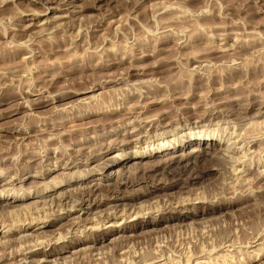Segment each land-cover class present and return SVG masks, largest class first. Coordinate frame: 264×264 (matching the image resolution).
<instances>
[{
	"label": "rangeland",
	"instance_id": "rangeland-1",
	"mask_svg": "<svg viewBox=\"0 0 264 264\" xmlns=\"http://www.w3.org/2000/svg\"><path fill=\"white\" fill-rule=\"evenodd\" d=\"M82 1L68 0L62 5L59 0H0V256H5L0 264H141L147 255L145 259L151 257L153 264H185L189 257L197 258L196 263L264 264V233L258 234L264 228V178L247 185L237 180L238 173L246 172L249 179L254 178L264 165V0H109L86 10H82ZM39 5L49 7L47 12ZM25 6L44 11L34 16ZM29 24L36 26L28 31ZM29 33L40 44L55 33L58 38L75 37L74 44L81 46L77 54L83 59L71 60L73 50L66 59L61 54L60 59L57 54L10 56L14 49L10 41L29 44ZM101 34L103 39L108 36L102 45ZM90 41L98 43L95 50L94 44L89 48L94 54L89 53L94 56L89 58L84 45ZM89 86H95L94 90L72 94L88 91ZM154 88L160 92L139 99L148 104L146 111L134 110L140 115L139 124L132 114H123L125 110L91 113L98 111L91 104L107 92L112 96ZM134 97L126 107L135 104L138 99ZM109 115L112 120L106 118ZM125 118H130L126 127H120ZM157 123L167 126L156 131ZM136 127L142 129L141 134L133 136L134 140L126 137ZM67 130L72 134L67 136ZM136 137L142 138L140 144ZM126 138L132 143L125 145ZM198 139H205L204 145L195 146ZM143 141L153 148L168 142L186 146L172 154L136 159L137 152L147 146ZM251 141H255L252 147ZM45 149L50 152L49 160H45ZM91 149L102 155L98 157L104 164L97 160L88 167L65 168L64 158L83 160ZM192 149L197 151L191 154ZM199 150H209L214 157L198 155ZM115 155H121L119 161L114 160L121 166L111 167L108 159ZM181 155L187 156L185 162L175 161L187 166L179 178L165 175L161 167L143 170L145 163ZM215 165H221L222 172L206 170ZM197 171L203 172L202 177L188 181ZM131 172L137 174L130 177L135 183L120 185ZM156 179L175 184L163 193L152 191ZM184 199L201 210L213 208L204 219H181L176 216L181 207L174 203ZM170 206L176 210L169 211ZM156 210L159 215L154 214ZM188 210L193 212L190 206ZM32 219H44L46 224L27 229ZM4 243L10 244L6 248Z\"/></svg>",
	"mask_w": 264,
	"mask_h": 264
},
{
	"label": "bare ground",
	"instance_id": "bare-ground-1",
	"mask_svg": "<svg viewBox=\"0 0 264 264\" xmlns=\"http://www.w3.org/2000/svg\"><path fill=\"white\" fill-rule=\"evenodd\" d=\"M49 1H51V0H49ZM76 1V0H75ZM84 1V0H83ZM82 1V2H83ZM111 2H112V0H110ZM59 2H61V4L62 5H65L67 2H68V0H59ZM103 3V2H108V3H110L109 2V0H85V3L83 4V6H82V10H86V9H95L96 7H97V4L98 3ZM114 2V1H113ZM69 3V2H68ZM37 4V3H36ZM19 5V4H18ZM33 5V4H32ZM35 5V4H34ZM31 6V5H30ZM40 6V5H39ZM38 6V7H39ZM61 6V5H60ZM25 7H27V6H25ZM24 7V11L26 10V8ZM29 7V6H28ZM27 7V8H28ZM35 7V6H34ZM41 7V6H40ZM39 7V11H40V9L41 8H44V10H42V11H44V12H47L46 10L49 8L48 6V8H46V7H41L40 8ZM23 8V7H22ZM31 8H33V6L31 7ZM31 8H28V9H30L31 10ZM35 9V8H34ZM36 9H37V7H36ZM81 10V11H82ZM28 10H26V12H27ZM31 11H33V10H31ZM37 12H39L38 10H36ZM36 11H33V12H31L30 14H32V15H34V16H37V14L38 13H36ZM41 11V12H42ZM19 12H21L20 10H19ZM26 12H24V13H26ZM44 12H42V13H44ZM22 13V12H21ZM29 13V12H28ZM40 13V12H39ZM14 14V13H13ZM12 16V15H11ZM19 16V15H18ZM32 17V16H31ZM10 18V17H9ZM68 18H70V17H68ZM21 20V19H20ZM24 20V19H23ZM22 20V21H23ZM37 22V21H36ZM35 22V23H36ZM30 26H28V25H26L25 27V29H27L28 31L32 28V27H34V26H36V24L34 25H31V24H29ZM73 25V24H72ZM49 28H50V26H48ZM68 27H69V25H68ZM42 28H45V31H47L48 29H47V26L46 27H43L42 26ZM54 28V27H53ZM56 28V27H55ZM20 30L22 29V28H19ZM19 29H17V30H19ZM57 29V28H56ZM60 29V28H59ZM58 29V30H59ZM63 29H64V31H65V28H64V26H63ZM15 30V29H14ZM22 30H24V29H22ZM53 30H55V29H53ZM51 28H50V30L49 31H53ZM61 30H62V28H61ZM33 31V30H32ZM32 31H31V34H32ZM43 32H44V29L42 30ZM98 31V30H97ZM107 32H108V30H106ZM106 31H104L103 30V34L105 35V33L107 34V32ZM19 32V31H18ZM41 31L39 30V34L41 35V33H40ZM48 32V31H47ZM54 32V31H53ZM17 33V32H16ZM15 33V34H16ZM23 33H25V32H23ZM45 33V32H44ZM60 33V32H59ZM58 33V34H59ZM1 34V33H0ZM19 34V33H18ZM20 34H21V36H23V34L21 33V31H20ZM27 34V33H26ZM49 34H50V32H49ZM56 34V33H55ZM55 34H54V37L50 40L49 39V37H48V39L49 40H44V41H46V43H44V44H42V40H40L41 41V44H40V42H38V40H37V42H36V40L35 39H33V41L31 40L33 37H32V35L30 36V33H29V37L28 38H30V37H32V38H30L29 40H26V41H29V44L27 43H23V42H21V41H19V40H17V39H13V41H10V42H13V46H14V49H12L13 51H9V53L6 51V54L8 53V54H10V56H17V55H22V57L25 55V58H26V55H29L30 57H37V56H44V57H49V56H51L52 57V55H55V54H57V57L59 58V55L58 54H61V56H60V58H65L66 59V57H64V56H66V55H68L69 54V56H71V53H69L70 51H72L73 50V52H72V58L71 57H69V58H71V60L73 59L74 60V58H82L83 57V55L82 56H80V54H77L78 53V49H77V47H79V46H77L76 44H80L79 42H76V44H74V41L76 40V38H75V40H74V38L72 37V39L73 40H71V39H68L69 37H63V35H62V37L61 36H59L60 38H58V36L57 37H55ZM103 34H101L102 35V39H103V37H104V35ZM33 35H34V37L36 36L34 33H33ZM51 35V34H50ZM66 35V34H65ZM17 36V35H16ZM16 36H13V37H16ZM21 36H18L19 38L21 37ZM38 36V35H37ZM96 36V35H95ZM114 36H115V34L113 35V38H114ZM2 37H3V35H2ZM5 37V36H4ZM26 37V36H25ZM70 37V38H71ZM98 37V36H97ZM100 37V36H99ZM106 37V36H105ZM108 37V36H107ZM106 37V38H107ZM91 38V37H90ZM92 38H93V36H92ZM95 38V37H94ZM101 38V37H100ZM106 38H104L102 41L99 39V42L101 41L102 43H100L101 45L103 44V42H104V40L106 41ZM4 39V38H3ZM12 38L10 37V40H11ZM23 39H24V37H23ZM38 39V38H37ZM97 39V38H96ZM97 39V40H98ZM108 39V38H107ZM80 40V39H79ZM89 39H87V41H88ZM109 40H111V39H109ZM114 40V39H113ZM25 41V42H26ZM77 41V40H76ZM84 42H86V40L84 41ZM93 42V41H92ZM94 42H95V40H94ZM94 42L93 43H91V41H90V44L89 43H86L85 45H84V47H85V50H86V52L88 53H86L87 55H89V58L91 57V56H93L94 54L92 53V50L91 51H88V50H90L89 48H91L92 47V45L94 44ZM108 42V41H107ZM111 42V41H110ZM117 42V41H116ZM7 43H8V41H7ZM39 43V44H38ZM97 41H96V45H97ZM81 44L83 45L84 43H82L81 42ZM95 44H94V50H95V48H97V47H95ZM131 44H129V46H130ZM90 46V47H89ZM117 46H120V45H117ZM116 45H115V47H117ZM139 46V45H138ZM137 46V47H138ZM12 47V46H11ZM81 47V46H80ZM79 47V51H81V48ZM83 47V46H82ZM98 47H99V44H98ZM102 47V46H101ZM115 47H113V48H115ZM122 47V46H121ZM128 47V46H127ZM131 47V46H130ZM133 47V46H132ZM131 47V48H132ZM112 48V47H111ZM125 48V47H124ZM124 48H120V49H124ZM131 48H128V49H131ZM140 48V47H139ZM99 49H101V50H103L102 48H100L99 47ZM105 49V48H104ZM127 49V48H126ZM138 49V48H137ZM136 49V50H137ZM100 50V51H101ZM109 49H107V51H108ZM112 50V49H111ZM116 50V49H115ZM134 50H135V48H134ZM134 50H133V53H135L134 52ZM83 51H84V49H83ZM82 51V52H83ZM104 51V50H103ZM106 51V50H105ZM104 51V52H105ZM113 51V50H112ZM121 51V50H120ZM119 51V52H120ZM127 51V50H126ZM81 52V53H82ZM104 52H102L103 54H104ZM113 52H115V51H113ZM112 52V53H113ZM117 52V51H116ZM123 52H125L124 50H123ZM122 52V53H123ZM137 52V51H136ZM89 53H92L93 55H91L90 56V54ZM94 53H96L95 51H94ZM99 53V52H98ZM102 53H100V55L102 54ZM127 53V52H126ZM130 53V52H129ZM129 53H127L128 55H130ZM132 53V54H133ZM38 54V55H37ZM82 54H85V52L84 53H82ZM106 54V53H105ZM109 54V53H108ZM111 54V53H110ZM117 54H118V52H117ZM121 54V53H120ZM119 54V55H120ZM5 55V54H4ZM113 55H114V53H113ZM112 55V56H113ZM123 55V58L125 57V54L123 53L122 54ZM122 55H120V56H122ZM134 55V54H133ZM7 56V55H6ZM9 56V58H11ZM63 56V57H62ZM97 56H99L97 53H96V57ZM101 56H103V55H101ZM116 56V55H115ZM144 56V55H143ZM5 57V56H4ZM8 57V56H7ZM28 57V56H27ZM57 57H55L56 59H58ZM87 57V56H86ZM94 57V56H93ZM95 57V58H96ZM108 57V56H107ZM133 57V56H132ZM6 58V57H5ZM54 58V57H53ZM59 58V59H60ZM85 58V57H84ZM103 58V57H102ZM112 58V57H111ZM118 58H119V56H118ZM131 58V57H130ZM136 58V57H135ZM20 59V58H19ZM38 59V58H37ZM43 59V58H42ZM46 59H48V58H46ZM83 59V58H82ZM94 59V58H93ZM98 59H99V57H98ZM122 58H120V60H121ZM23 60V59H22ZM34 60V59H33ZM69 60V59H68ZM80 60V59H79ZM89 60V59H88ZM99 60H101V59H99ZM103 60V59H102ZM125 60V59H124ZM134 60V59H133ZM96 85V84H95ZM90 86H92V85H90ZM89 86V87H90ZM95 87V86H94ZM94 87H90V89L87 91V90H83V91H79L80 93H76V92H73L72 94H84V93H86V92H90L91 90H94ZM92 88V89H91ZM158 88V87H157ZM157 88H154V89H152V90H145V91H130V92H120V94L119 95H117V92L115 93V92H113V93H115V95L113 94L112 96H110L109 94L107 95V93L105 94V95H103V96H101V99H98L96 102H94V104H91V107L94 109H97L98 111H90L91 110V108H90V112L91 113H113V112H116V111H118V110H125V112L123 113V111H122V113L123 114H128L129 113V115H131L132 114V116H135L134 117V121L135 122H137V124H139V122L138 121H140L139 120V117H140V115H139V113H137V112H134V110H136V109H145L144 108V106L145 105H143V103H146V102H139L140 100L139 99H143V98H146V97H144V96H147V95H151V96H153V94L155 93V92H157V91H159L160 89H157ZM87 89V88H86ZM164 90V89H163ZM70 92V91H69ZM160 92V91H159ZM164 92V91H163ZM168 92V91H167ZM66 93V92H65ZM158 93V92H157ZM173 93V92H172ZM59 94V93H58ZM67 94V93H66ZM111 94V93H110ZM161 94H163V93H161ZM165 94H167L166 92H165ZM168 94H169V92H168ZM171 94V93H170ZM64 95V94H63ZM68 95V94H67ZM94 95V94H93ZM94 96H96V95H94ZM134 96H136L137 98H135ZM150 96V97H151ZM159 96H160V94H159ZM165 96H167V95H165ZM169 96V95H168ZM57 97V96H56ZM62 97V96H61ZM132 97H134L135 99H138L136 102H135V104L134 103H131V104H133V105H128V107H126L127 105H126V103L127 102H129L130 101V99H132ZM148 97V96H147ZM173 97V96H172ZM49 98V97H48ZM88 98H90V97H88ZM96 98V97H95ZM95 98L93 99V100H95ZM154 98V97H153ZM161 98V97H160ZM174 98H176V97H174ZM173 98V99H174ZM92 99V98H91ZM165 99H167L166 97H165ZM161 100H164V99H162L161 98ZM169 101H170V99H169ZM152 102V101H151ZM153 102H155V101H153ZM159 102V101H158ZM160 102H163V101H160ZM159 102V103H160ZM165 102H168V100L167 101H165ZM129 104V103H128ZM151 104V103H150ZM164 104V103H163ZM148 105V104H147ZM146 105V106H147ZM145 106V107H146ZM101 109V110H100ZM129 112H128V111ZM127 111V112H126ZM138 111H140V110H138ZM142 111V110H141ZM145 111H146V109H145ZM88 112V111H87ZM89 112V113H90ZM144 112V111H143ZM82 113V112H81ZM80 113V114H81ZM84 113H86V112H84ZM90 113V114H91ZM206 113H208V112H206ZM83 114V113H82ZM221 114V113H220ZM107 115V114H106ZM115 115H118V114H115ZM121 115V116H120ZM76 116V115H75ZM82 116V115H81ZM119 116L120 117H122V114H119ZM124 116V115H123ZM207 116V115H206ZM77 118H78V114H77V116H76ZM112 117V116H111ZM115 117V116H114ZM113 117V118H114ZM119 117V118H120ZM125 117V116H124ZM167 117V116H166ZM102 118V120L104 119L103 117H101ZM101 118H100V120H101ZM106 118H110V115H109V117H106ZM116 118H118V117H116ZM123 118V117H122ZM130 118H132V117H130ZM130 118H128V119H126L124 122H122L121 123V125H120V127L123 125L124 127H126V124H127V121L130 119ZM148 118V117H147ZM162 118V117H161ZM78 119H81V118H78ZM115 119V118H114ZM143 119V118H142ZM145 119V118H144ZM143 119V120H144ZM150 119H152V118H150ZM162 119H164V118H162ZM170 119H172V118H170ZM174 119H176V118H174ZM201 119H203V117L202 118H200V120ZM73 120V119H72ZM106 120L107 119H105V122H106ZM109 120V119H108ZM110 120H112L111 118H110ZM121 120V119H120ZM119 120V121H120ZM149 120V119H148ZM148 120L146 119V120H144V121H147L148 122ZM167 120V119H166ZM97 121H99L98 119H97ZM117 121H118V119H117ZM116 120H115V122H117ZM122 121V120H121ZM142 121V120H141ZM163 121V120H162ZM161 121V122H162ZM164 121H165V119H164ZM163 121V122H164ZM101 122H103V121H101ZM104 122V123H105ZM114 122V123H115ZM133 122V121H132ZM131 122V123H132ZM134 122V123H135ZM150 122V121H149ZM151 122H154V121H152L151 120ZM159 122V121H158ZM161 122H159V123H161ZM65 123V122H64ZM99 123V122H98ZM103 123V124H104ZM109 123H111V121H109ZM112 123H113V121H112ZM119 123V122H118ZM142 123V122H141ZM94 124H95V122H94ZM97 124V123H96ZM103 124H101V125H103ZM152 124V123H151ZM158 124V123H157ZM133 125V124H132ZM146 125V124H145ZM153 125L154 124H152V126H151V128H153ZM93 126V125H92ZM96 126V125H95ZM98 126V125H97ZM107 126V125H106ZM106 126H103V127H106ZM112 126V125H111ZM114 126V125H113ZM128 126V125H127ZM135 126V125H134ZM137 126V125H136ZM140 127L142 126V124L141 125H139ZM159 128L157 129L156 127V131H159V129H162L164 126H167V125H163V124H158L157 125ZM212 126V125H211ZM74 127V126H73ZM86 127V126H85ZM89 127H90V125H89ZM94 127V126H93ZM93 127H92V130H93ZM102 127V128H103ZM119 127V126H118ZM145 127V126H144ZM148 127H150V126H148ZM79 128V127H78ZM83 128V127H82ZM114 128V127H113ZM123 128V127H122ZM69 129H71V128H69ZM77 129V128H76ZM87 129V128H86ZM99 129V128H98ZM98 129H96V130H98ZM73 130V129H72ZM80 130H81V127H80ZM79 129L77 130V131H80ZM95 130V129H94ZM93 130V131H94ZM104 130V129H103ZM125 130V129H124ZM154 130V129H153ZM85 131V130H84ZM141 131H142V129L141 128H137L136 127V129H133V130H131V132H124L125 134H126V137H132L131 139H133V136H135V135H139V134H141ZM145 131V130H144ZM146 131H148V129L146 130ZM155 131V130H154ZM64 132H66V131H64ZM75 132V131H74ZM92 132V131H91ZM104 132H106V131H104ZM149 132H150V130H149ZM149 132H146L145 134H147V133H149ZM76 133V132H75ZM78 133V132H77ZM80 133V132H79ZM85 133V132H84ZM83 133V134H84ZM107 133V132H106ZM109 133V132H108ZM68 134H72L71 133V131L70 132H68V130H67V132H66V135L68 136ZM116 134V133H115ZM63 135H64V133H63ZM149 135V134H148ZM148 135H146L145 136V138H147L148 137ZM207 136L209 135V134H206ZM95 136V135H94ZM101 136V135H100ZM109 136V135H108ZM124 136V135H123ZM141 136V135H140ZM212 136H213V134H212ZM214 137V136H213ZM225 137V136H224ZM261 137V136H260ZM86 137H84V139H85ZM99 138V137H98ZM103 138V137H102ZM123 138V137H122ZM135 138V137H134ZM142 138H143V136H142ZM142 138H140L139 139V137H136V139H135V142L138 144H140L141 142H142ZM83 139V138H82ZM81 139V140H82ZM88 139V138H87ZM117 139V138H116ZM124 139V138H123ZM127 139V138H126ZM125 139V140H126ZM144 139V138H143ZM261 139V138H260ZM263 139V138H262ZM109 141H107V142H109V143H111L110 142V139H108ZM113 140V139H112ZM115 140V139H114ZM128 140V139H127ZM126 140V141H127ZM134 140V139H133ZM205 139H198V142L197 143H195V146H202V145H204L202 142L204 141ZM99 141V140H98ZM106 141V140H105ZM118 141V140H117ZM122 141V140H121ZM209 141H210V146H211V144H212V139H209ZM237 141V140H236ZM80 142V141H79ZM113 142L114 141H112V144H113ZM119 142H120V140H119ZM81 143V142H80ZM97 143V142H96ZM109 143H108V145H109ZM116 144H118L117 142H115ZM123 143H124V141H123ZM130 143H132V140L131 141H127V142H125L124 144L125 145H129ZM134 143V142H133ZM185 143H190V142H185ZM250 143V147H252L254 144H255V141H251V142H249ZM97 144H99V143H97ZM103 144V146H104V142L102 143ZM112 144H110L109 146H111ZM115 144V145H116ZM143 144H146L147 146L146 147H144L143 148V151H139V152H137L138 154H140V156H138V157H135L136 159L137 158H150V157H157V156H162V155H167V154H172V153H174L175 151H178V150H182L183 148H184V146H186L185 144H183V145H174V146H171V144H169V142L168 143H165V144H161V145H157V147H155V148H153V146L151 145V143H149V142H145V141H143ZM101 145V144H100ZM99 145V146H100ZM107 145V144H106ZM108 145L107 146H105V147H108ZM148 145H150L149 146V148H148ZM205 145H207V144H205ZM133 146V145H132ZM232 146V145H231ZM98 147V145L96 146V144H95V148L96 149H98L97 148ZM136 147V146H135ZM92 148V147H91ZM93 148H94V146H93ZM92 148V149H93ZM100 148V147H99ZM109 148V147H108ZM146 148H148V150H145ZM161 148H163V149H161ZM188 148V147H187ZM92 149L90 150V152L92 151ZM107 149V148H106ZM226 148H224V150H225ZM248 149V148H247ZM46 151H47V149H45ZM57 150V149H56ZM88 150V149H87ZM95 150V149H94ZM100 150H102L101 148H100ZM223 150V151H224ZM46 151H44V152H46ZM63 151V150H62ZM96 151V150H95ZM197 150H195V149H192L191 150V154L192 153H195ZM43 152V153H44ZM59 152H61V151H59ZM67 152H69V151H67ZM71 152V151H70ZM94 151H92V153L91 154H93V155H88L87 156V154L86 153H88V152H86L85 154V159H83V160H81V158H77L76 157V160H73L72 159V157H71V159H69V158H64V160H65V168H78L79 169V167L81 166V165H85V167H88L89 166V164L90 163H92V162H94V161H97V160H99V157L98 156H102V155H100L99 153H97V154H94L93 153ZM102 152V151H101ZM255 151H253V153H254ZM50 152H46V159L45 160H49V156H48V154H49ZM62 153V152H61ZM75 153H77V152H75ZM80 153H83V152H81L80 151ZM135 153V152H134ZM55 154H57L56 153V151H55ZM59 154V153H58ZM70 154V153H69ZM40 155V154H39ZM43 155V154H42ZM80 155V154H79ZM107 155V154H106ZM198 155H202V156H204V157H210V158H213L214 156L212 155V153H210L209 152V150H203V151H201V150H199V154ZM51 156V155H50ZM57 156V155H56ZM58 156H60V155H58ZM63 156V155H62ZM62 156H61V159H62ZM78 156V155H77ZM82 156V155H81ZM173 156H175V155H173ZM173 156H170L171 157V159L169 158L168 159V157H167V159L165 158L164 160H162V159H159V160H161V161H158L157 162V160H156V163L153 161L152 162V164H151V162H150V164L149 163H145V167L146 168H144L143 170H145V169H148V166H150V167H154V168H156L157 169V167H161V168H163V173L165 174V175H177L178 177L177 178H179V176H180V174H181V172H183V170L185 169V167L187 166V163H184L183 165H182V163L180 164V163H178V161H184L185 159H187L185 156H183V155H181L182 157H180L179 159H174L173 158ZM243 156V155H242ZM65 157V156H64ZM80 157V156H79ZM121 157V155H115V156H112V157H110V159L111 158H115V159H111V160H109L108 159V163L111 165V167L112 166H115V165H119L120 164V166H121V162L120 163H116L114 160H116V159H118V161L121 159L120 158ZM129 157H130V155H129ZM177 157V156H176ZM222 157V156H221ZM221 157H217L218 159H220V160H222V158ZM240 157V156H239ZM41 158V157H40ZM195 158V157H194ZM256 158V157H255ZM263 158V157H262ZM42 159V158H41ZM44 159V158H43ZM60 159V158H59ZM59 159H58V161H59ZM103 159V158H102ZM132 159V158H131ZM190 159V158H189ZM229 159V158H228ZM258 159V158H257ZM57 160V159H56ZM129 160V159H128ZM166 160H168V162H166ZM175 160H178V161H175ZM210 160V159H209ZM216 161H217V159H215ZM214 160V161H215ZM224 160V159H223ZM222 160V161H223ZM225 160H226V158H225ZM224 160V161H225ZM239 160V159H238ZM262 160V159H261ZM62 161H63V159H62ZM227 161V160H226ZM225 161V162H226ZM99 163H97V164H101L102 165V163L104 164V162H100V160L98 161ZM138 162V161H137ZM185 162V161H184ZM257 162V161H256ZM258 162H259V160H258ZM165 163V165L163 166V164ZM168 163V164H167ZM175 163H176V165H175ZM217 163H219L220 164V161L219 162H217ZM223 163V162H222ZM254 163H255V161H254ZM259 163H261V161L259 162ZM135 164V163H134ZM137 164H139V163H136V167H138L137 166ZM171 164H174L173 166L171 165ZM44 165V164H43ZM70 165H72V166H70ZM107 164H105V166H106ZM123 165V164H122ZM141 165V164H140ZM144 165V164H143ZM197 165V164H196ZM256 165H258V163H255V166ZM260 165L261 164H259L258 165V167H260ZM55 166H57V167H59L60 166V163L58 162H56L55 161ZM70 166V167H69ZM220 166L221 165H215V166H212V167H210V168H208V169H206V170H208V171H210V170H215V171H217V172H222V167L220 168ZM99 167V165L96 167V168H98ZM101 167V166H100ZM141 167V166H140ZM257 167V168H258ZM123 168V167H122ZM134 168V167H133ZM160 168V169H161ZM138 169H141L142 170V167L141 168H138ZM150 169V168H149ZM159 169V168H158ZM225 169V168H224ZM88 170V169H87ZM122 170V169H121ZM133 170V169H132ZM134 170H135V168H134ZM142 170V171H143ZM250 169H247V171H249ZM255 170H256V168H255ZM149 171V170H148ZM204 171V170H203ZM251 171V170H250ZM258 171V170H257ZM256 171V173H257V175L256 176H254L253 174V176H254V178L252 177H250L251 179H249V177H247L246 176V174H247V172L245 173V175L243 174V175H241L242 173H238V174H240V175H238L237 174V180L238 181H241V182H238L239 184L241 183V185H242V183L244 184H246V183H248L249 181H252V183L254 182V180H260V179H263L264 178V165H263V171H259V172H257ZM198 173H196V174H192V176H190L187 180L188 181H191V180H196V179H200L201 177H202V174H203V172L202 171H197ZM226 172V171H225ZM243 172V171H242ZM141 173H143V172H141ZM244 173V172H243ZM134 174H136V172L134 173H130V176H127V177H123L122 178V180H121V182H120V185H130V184H134L135 183V181L133 182V180H131L130 181V177H132L131 175H134ZM218 174V173H217ZM121 175V174H120ZM128 175V174H127ZM137 175V174H136ZM139 175V174H138ZM248 175V174H247ZM251 175V176H252ZM122 176V175H121ZM135 176V175H134ZM133 176V177H134ZM161 176V175H160ZM132 177V178H133ZM138 177V176H137ZM176 177V176H175ZM174 177V178H175ZM225 177V176H224ZM80 178V177H79ZM81 178H83V177H81ZM80 178V179H81ZM165 178V177H164ZM137 179L138 178H135L134 180H136L137 181ZM160 179V178H159ZM158 179V180H159ZM153 180V179H152ZM151 180V181H152ZM157 179H156V181H158ZM160 180H162V179H160ZM159 180V181H160ZM165 180V179H164ZM164 180H162V181H164ZM173 180V179H172ZM175 180V179H174ZM182 180V179H181ZM158 181V183H154V186H153V188L154 189H152V191H162V190H166V189H170V188H172L173 186H174V184H175V182L174 181H171V182H174V184H172L171 185V183H168V179H167V183H161V182H159ZM176 181V180H175ZM178 181V180H177ZM72 182V181H71ZM73 182H75V181H73ZM147 182H149V181H147ZM170 182V181H169ZM258 182V181H257ZM257 182H255V183H257ZM251 184V183H250ZM254 184V183H253ZM261 184V183H260ZM147 185V184H146ZM150 185H151V183H150ZM236 185V184H235ZM247 185V184H246ZM145 186V185H144ZM249 186V185H248ZM256 186V185H255ZM259 186V185H258ZM242 188V187H241ZM244 188V187H243ZM249 188V187H248ZM147 189V188H146ZM250 189V188H249ZM263 189V188H262ZM262 189H260V190H262ZM4 190V189H3ZM91 190V189H90ZM107 190V189H106ZM139 190V189H138ZM145 190V189H144ZM149 190V189H148ZM238 190V189H237ZM244 190V189H243ZM242 190V191H243ZM264 190V189H263ZM151 191V192H152ZM219 191V190H218ZM236 191V190H235ZM259 191V190H258ZM82 192V191H81ZM137 192V191H136ZM165 192V191H164ZM215 192V191H214ZM238 192H240V191H237V193ZM84 193V192H83ZM112 193V192H111ZM162 193H163V191H162ZM220 193V192H219ZM24 193H22L21 195H23ZM113 194V193H112ZM151 194V193H150ZM212 194V193H211ZM215 194V193H214ZM239 194V193H238ZM250 194V193H249ZM19 195V194H18ZM80 195V194H79ZM83 195V194H82ZM87 194H85L84 196H86ZM153 195V194H152ZM151 195V196H152ZM241 195V194H240ZM240 195H238V198H239V196ZM140 196V195H139ZM154 196H155V194H154ZM156 196H158V194L156 193ZM213 196V195H212ZM217 196H219V195H217ZM243 196V195H242ZM241 196V197H242ZM247 196V195H246ZM12 197V196H11ZM81 197H83V196H81ZM204 197V196H203ZM209 197V196H208ZM222 197V196H221ZM260 197V196H259ZM14 198V197H13ZM18 198V197H17ZM21 198H23V196L21 197ZM197 198V197H196ZM195 198V199H196ZM206 198V197H205ZM211 198V197H210ZM213 198V197H212ZM222 198H224V197H222ZM15 199V198H14ZM189 199V198H188ZM188 199H184L182 202H179L178 203V201L180 200H178L177 201V203L175 202L174 204H177L176 206L179 208V207H181L180 209H179V211H177L179 214H177L176 216L178 217V218H190V219H192L193 217H203L204 215H207L208 213H209V210H211L212 208L211 207H208V208H204L205 210H201L198 206H196V205H194V204H192V203H188ZM215 199V198H214ZM237 199V198H236ZM264 199V198H263ZM81 200V202L83 201V198H81L80 199ZM200 200V199H199ZM203 200V199H202ZM217 200V199H216ZM221 200H224V199H221ZM235 200V199H234ZM239 200V199H238ZM185 201V202H184ZM208 201V200H207ZM206 201V202H207ZM214 201V200H213ZM6 202V201H5ZM170 202V201H169ZM199 202H202L201 200L199 201ZM165 203V202H164ZM163 203V204H164ZM209 203V202H208ZM229 203V202H228ZM236 203V202H235ZM7 204V203H6ZM166 204V203H165ZM169 205H170V203H168ZM168 204H166V205H168ZM173 204V205H174ZM221 204V203H220ZM232 204V203H231ZM4 205H5V203H4ZM172 205V206H173ZM8 206V205H7ZM15 206V205H14ZM172 206H170L171 207V209H169V211H173V210H176V208H172ZM175 206V205H174ZM175 206V207H176ZM191 207V209L193 210V212L191 211V210H188V207ZM210 206V205H209ZM164 207V206H163ZM234 207V206H233ZM236 207H238V206H236ZM241 207V206H240ZM165 208V207H164ZM215 208V207H214ZM167 209V208H166ZM182 209H185V211H180V210H182ZM161 210H162V208L160 209V212H161ZM165 210V209H164ZM168 210V209H167ZM178 210V209H177ZM157 212L156 213H154V214H157V215H159L158 213V211L159 210H156ZM149 213V212H148ZM147 213V214H148ZM151 213H153V212H151ZM150 213V214H151ZM165 213V212H164ZM220 213V212H219ZM140 214V213H139ZM149 214V215H150ZM192 214H194L193 216H192ZM134 216H136V215H138V213H134L133 214ZM143 215H145V214H143ZM146 216V215H145ZM209 216H210V214H209ZM212 216V215H211ZM206 218V217H205ZM194 219V218H193ZM202 219H204V218H202ZM196 220V219H195ZM263 220V219H262ZM46 221V220H45ZM45 221H44V219H32L31 221H29L26 225L28 226V228L27 229H30V228H32L33 226H35V225H37V224H39V223H43V224H46L45 223ZM194 221V220H193ZM182 222V221H181ZM263 222V221H262ZM147 223V222H146ZM179 224V223H178ZM264 224V223H263ZM262 224V225H263ZM32 225V226H31ZM29 226H31V227H29ZM262 227H264V226H262ZM24 228H25V226L22 228L23 230H24ZM257 229H259V227H257ZM262 229V230H261ZM254 231H255V233L257 234V230H256V228L255 229H253ZM259 232H258V234L260 235V234H263L264 233V228H261L260 227V230H258ZM12 232V231H11ZM250 232V231H249ZM251 233V232H250ZM254 233V232H253ZM257 234V235H258ZM256 235V236H257ZM123 236V235H122ZM255 240V239H254ZM7 242H9V241H7ZM230 242V241H229ZM11 243V242H10ZM10 243H7V245L8 244H10ZM231 244V243H230ZM3 245H6V243H4V244H2V246ZM5 246L6 248L8 247V246ZM222 245V244H221ZM231 246V245H230ZM1 247V246H0ZM4 247V246H3ZM2 248V247H1ZM213 250V249H212ZM226 250H228V249H226ZM225 250V251H226ZM17 252V251H16ZM36 253V252H35ZM252 253V252H251ZM14 255V254H13ZM193 255V254H192ZM191 255V256H192ZM15 256V255H14ZM148 256V255H147ZM146 256V257H147ZM181 256V255H180ZM188 256H189V254H188ZM220 256V255H219ZM4 257L5 256H0V261L2 260V259H4ZM10 257H12V256H10ZM146 257H144V259L143 260H141L142 261V263L141 264H146V263H155V261L154 260H152V258L150 257V259L149 260H147L148 258H149V256L147 257V259H145ZM193 257V256H192ZM190 258V257H189ZM189 258H187V259H185V264H191V263H194V264H210V262H211V260H209L210 262H199V263H196L197 262V258H192V260H190ZM141 259V258H140ZM154 259V258H153ZM209 259H211V258H209ZM232 259V258H231ZM170 260V259H169ZM172 261V260H171ZM170 261V262H171ZM11 262V261H10ZM129 263V262H128ZM172 263V262H171ZM181 263V262H180ZM180 263H177L176 262V264H180ZM213 263V262H212ZM18 264V263H17ZM134 264V263H133ZM182 264V263H181Z\"/></svg>",
	"mask_w": 264,
	"mask_h": 264
}]
</instances>
